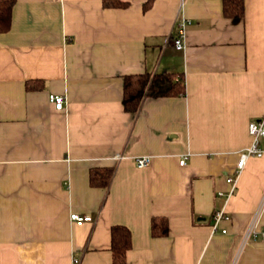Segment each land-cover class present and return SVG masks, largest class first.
<instances>
[{
    "label": "crops",
    "instance_id": "obj_1",
    "mask_svg": "<svg viewBox=\"0 0 264 264\" xmlns=\"http://www.w3.org/2000/svg\"><path fill=\"white\" fill-rule=\"evenodd\" d=\"M147 1L17 0L0 34V264H112L113 225L131 231L127 264H264L260 234L235 262L264 197V156L238 169L264 119V0H245L243 20L222 0ZM164 71L185 76L186 95L127 112L124 76ZM108 167L109 188H93L91 169ZM154 217L167 237H152Z\"/></svg>",
    "mask_w": 264,
    "mask_h": 264
},
{
    "label": "trees",
    "instance_id": "obj_2",
    "mask_svg": "<svg viewBox=\"0 0 264 264\" xmlns=\"http://www.w3.org/2000/svg\"><path fill=\"white\" fill-rule=\"evenodd\" d=\"M133 0H103L105 8H129ZM153 0L145 3V12L152 6ZM17 0H0V34L12 29L13 11ZM223 15L232 20H243L246 11L245 0H222ZM28 89L30 83H27ZM123 107L127 112L136 114L142 104L150 98L180 97L186 95V80L182 73L168 71L143 73L124 76ZM115 168H94L90 171L89 182L94 187L108 189L112 183ZM153 238L167 237L170 224L165 217H154L151 221ZM131 231L125 225H113L111 228L112 264H127V252L132 248Z\"/></svg>",
    "mask_w": 264,
    "mask_h": 264
},
{
    "label": "built area",
    "instance_id": "obj_3",
    "mask_svg": "<svg viewBox=\"0 0 264 264\" xmlns=\"http://www.w3.org/2000/svg\"><path fill=\"white\" fill-rule=\"evenodd\" d=\"M186 25L187 21H182L177 24V36L173 40V45L176 49H185V38H186ZM49 100L53 104L55 110L63 111L66 103V97L64 95H55V94H49ZM249 133L251 134L253 141L251 145L248 147V149L241 154L240 160L238 162V169L241 171V169L244 168L246 165V161L249 158H255V157H262L264 156V147L262 146V143L264 142V119L262 120H254L249 124ZM117 160H122L123 156L118 154L116 156ZM188 160L187 156H184L182 160L180 161L181 165H185L186 161ZM136 166H139L140 168H149L151 167L152 158L150 156H138V158L135 159ZM228 182L232 184L233 188L236 186V179L235 178H229ZM233 192L231 191V194ZM220 195H223V192H220ZM264 210V197L262 198L260 204L258 205L252 219L249 227L244 233V241L243 245L239 248L238 256L235 259V262L243 252V246L245 243H247L252 238H257L258 234L262 235L264 238V230H260V218L262 215V212ZM227 219L224 211H217L214 215V219L216 222L215 228H217L219 221L222 219ZM71 220L76 223L78 226H81L84 223L92 222L93 218L91 215L85 214L80 215L79 213H72L71 214ZM78 263L79 260H76Z\"/></svg>",
    "mask_w": 264,
    "mask_h": 264
},
{
    "label": "bare ground",
    "instance_id": "obj_4",
    "mask_svg": "<svg viewBox=\"0 0 264 264\" xmlns=\"http://www.w3.org/2000/svg\"><path fill=\"white\" fill-rule=\"evenodd\" d=\"M90 223V222H89Z\"/></svg>",
    "mask_w": 264,
    "mask_h": 264
}]
</instances>
